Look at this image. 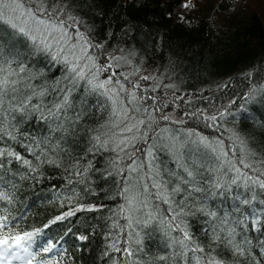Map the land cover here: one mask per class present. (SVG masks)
Segmentation results:
<instances>
[{
  "label": "trees",
  "instance_id": "16d2710c",
  "mask_svg": "<svg viewBox=\"0 0 264 264\" xmlns=\"http://www.w3.org/2000/svg\"><path fill=\"white\" fill-rule=\"evenodd\" d=\"M185 1L65 0L66 12L84 22L80 30L93 43L104 45L103 49L90 50L98 64L111 65L109 71L100 73L99 79L112 76L114 82L119 80L129 91L134 90L137 97L152 98L143 102L149 113H130L136 119H146L149 114L155 118L152 127L146 129L147 142L139 141L135 148L125 149L124 153L114 150V142L109 143L107 150L89 151L95 143L90 137L101 135L103 139L102 133L109 130L113 118L106 98L86 92L88 86L84 81L71 93L72 108L66 113L72 117L74 110L88 111L74 129L66 133L55 131L58 123H64L67 128L68 122L63 118L60 121L41 119V113L48 116V109L64 95L56 87L57 81L60 87L67 84L64 65L52 61L47 53L36 52L26 37L6 36L9 43L5 45V59L15 58L12 68L17 72L19 65L25 67L15 77L17 95L21 99L31 97V101L26 119L21 120L19 113L14 114L15 120L7 117L8 128L16 139L4 135L0 149L15 151L32 166L23 165L15 157H0V163L4 164L0 169L3 177L0 191L10 197V201L0 199V216L8 217V227L15 232H36L28 242L29 250L39 253L32 264H38L42 257L55 258L59 264H113L114 261L128 264L127 256L113 250L111 245L115 242L121 250L129 244L136 247L132 241L137 233L143 240L144 250L138 253L142 264H152L149 257L179 250L178 246L167 247L173 238H182L181 231L174 230V222L171 227L167 224L172 215L166 211L168 205L154 201L159 204L161 214L150 226L144 227V212L155 210L154 207L131 211L125 199L129 193L121 195L127 186L128 165L132 163L127 152H135L133 159L136 163L144 161L141 171L148 173L144 153L147 146L154 142L169 143V138L176 137V148L180 149L186 137L178 130L183 129L198 132L210 140H222L225 150L236 148V157L240 156V146L235 136H239L246 141L248 149L264 158V93L259 91L264 86V0H191L189 11L180 18L179 9ZM0 27L13 32L6 25L0 24ZM133 85L137 87L133 89ZM252 86L257 91L255 99L248 102L243 97ZM34 92L44 95H33ZM81 98L87 100V105ZM120 99L127 103V94L122 93ZM37 104L40 111H33L32 105ZM225 110L232 115L221 119L219 113ZM162 115L169 120L159 119ZM212 115L217 116L215 122L203 119ZM116 131L117 139L132 135ZM154 137L158 139L154 141ZM192 147L189 143L180 149L185 158ZM155 155L154 163L159 164L162 173L167 169L182 175L170 152L157 150ZM118 156L119 168L124 172H117L111 164ZM229 157H233L231 151ZM49 159L56 160L58 166L47 163ZM163 179L171 181L169 187L176 183L166 174ZM208 203L210 210L220 212L216 208L218 200ZM93 205L99 210L76 211ZM68 211H74L75 215L56 219ZM184 219L205 254L210 253L224 264H255L256 259L264 264V255L260 254L255 240L259 233L236 228V242L242 243L246 232L253 240L246 248L248 255L238 256L226 243L211 240L212 232L205 231L210 229L207 217L196 213ZM225 234L220 233L222 237ZM80 236L88 239L80 240ZM48 243L57 247L51 253L41 252ZM192 257L193 253L189 252L187 264H195ZM175 264H183V260L177 258Z\"/></svg>",
  "mask_w": 264,
  "mask_h": 264
},
{
  "label": "snow or ice",
  "instance_id": "6c2138e0",
  "mask_svg": "<svg viewBox=\"0 0 264 264\" xmlns=\"http://www.w3.org/2000/svg\"><path fill=\"white\" fill-rule=\"evenodd\" d=\"M190 6L191 0L182 5L184 8ZM67 8L68 5L65 0H0V24L13 30L12 33H8L6 28L0 27V140L3 139L4 135L12 140L16 139L8 128V116L15 120L16 116L14 114L19 113L21 120H24L29 115L28 105L31 97L25 96L21 99L17 95L19 91L17 88L18 81L15 79L18 73L25 71V67L22 64L19 65L17 72L16 69L12 68V64L16 63L15 58L5 59L4 56L5 45L9 43L6 36L19 34L30 41L36 52L47 53L52 61L63 64L65 68L64 80L67 81V84L63 87H60V81H57L56 84V87L64 95L59 103H55L52 108L48 109V116L41 113V119L52 118L60 121L63 118L68 122L69 127L67 128L64 123H58L55 131L66 133L70 128L74 129L75 125L88 115V111L85 108L74 110L72 117H68L66 113L68 109L72 108L70 103L71 93L80 81H84L88 86L86 92L96 93L98 96L106 98L110 107V115L113 118L109 130L102 133L103 139L101 135L90 137L95 143L92 148H89V151H92L93 148L97 151L101 148L107 150L109 143L114 142V150L124 153L125 149L135 148L139 141L146 143L148 138L146 129L152 127L155 118L149 114L146 119H136L130 113L141 111L149 113V108L144 107L143 102L152 98L137 97L134 90L129 91L119 80L114 82L112 76H107L103 80L99 79L100 73L109 71L111 65L98 64L96 57L90 53V50L94 48L103 49L104 45L93 43L87 33L80 30L84 22L68 14L66 12ZM18 21L20 22L18 23ZM11 50L9 48V52ZM144 79H148V77H144ZM136 87V85H133V89ZM256 91L255 86H252L243 99L248 102L253 101L255 99L254 92ZM259 91L264 93V86H261ZM122 93L127 94V103L125 100L120 99ZM33 95L43 96L44 93L34 92ZM81 102L87 105L85 98H81ZM32 110L40 111V105H32ZM226 115H232V113L227 110L219 113L221 119ZM159 119L169 120V117L162 115ZM203 119L215 122L217 116H205ZM174 123H182V121H174ZM208 126L215 125L209 124ZM12 128L15 129V125ZM117 129L120 133H131L132 135H125L117 139ZM178 131L183 132L186 137L184 144L180 145V149L189 143L193 146L189 150L187 158L184 157L180 149L176 148V137L169 138V143L154 142L152 145L147 146L144 153L149 168L148 173L141 171L145 166L144 161L136 163L133 159L135 152L125 153L132 163L128 165V174L125 176L127 186L121 195L129 193L125 196V199L130 206V210L143 211L149 209L150 205L153 206L155 210L144 212L146 218L143 219L142 224L144 227H148L161 214L159 204H154V201L166 204L168 205L166 211L172 214L171 218L167 220V224L171 227L174 222V230L178 229L182 233V238H173L167 245L170 249L173 246H178V251L173 250L168 254L149 257V260L152 264H156V262L175 264L176 259L179 258L183 260V264H187V254L192 252V259L195 264H224L223 260L212 257L210 253L205 254V249L195 242L193 235L188 230L184 217L195 216L196 213L208 218L210 229H205V231L210 230L212 232L211 240L226 243L234 255H248L246 248L253 244V240L248 237L247 232L242 237V243L236 242L237 227L259 233L260 235L255 238L256 246L260 254L264 255V158L248 149L246 141L239 136H235V141L240 146V156L236 157V148L225 150L222 140H210L193 130L184 131L179 129ZM157 139L154 137V141ZM157 150L170 152L176 160L177 169L182 172V175L177 174L176 171L169 172L167 169L162 173L159 164L154 163L157 159L155 155ZM229 151L233 153V157H229ZM5 155L15 157L16 160L30 168L32 166L29 160L15 151L0 149V157ZM119 159L118 156L117 160H113L111 164L117 169V172H124V169L119 168ZM37 160H39V157H37ZM47 163L57 164L58 166L56 160L49 159ZM3 168L4 164L0 163V169ZM133 173L136 174L134 177ZM165 174L176 181V183L171 184V187H169L171 181L163 179ZM2 182L3 177L0 175V183ZM177 196L180 197L179 200L176 199ZM0 199L10 201V197L3 191H0ZM217 200L219 203H216V208L220 212L209 208L208 202L213 201L215 203ZM256 205L260 207H256ZM185 209L188 210L185 211ZM98 210L94 205L76 209V211ZM73 215H75L74 211H68L56 219L63 220ZM233 216H235L234 219H232ZM131 219L129 217L130 221ZM212 221L217 222L212 223ZM137 223H141V221L138 220ZM159 223L164 224L165 220H159ZM224 226H228L227 229ZM129 227H131V223H129ZM39 231L37 230V232ZM220 233L226 234L222 237ZM35 235L36 232L20 233L13 231L8 227V217L6 215L0 216V264H11L12 259H23V264H32L39 253H29L28 242L32 241ZM129 235L131 236V233ZM166 235L170 236L171 233L166 232ZM79 239L87 240L88 237L80 236ZM132 243L136 247L129 244L128 247L121 250L116 247L115 242L111 247L116 252L122 251L128 258V264H142L138 253L144 250L143 240L138 233ZM56 247V244L48 243L40 251L51 253ZM21 250L27 255L24 257L16 255ZM196 253L204 255H196ZM107 254L106 252L105 255ZM38 264H59V261L55 258L44 259L42 257ZM113 264H116V262L114 261ZM255 264H260L259 259L255 260Z\"/></svg>",
  "mask_w": 264,
  "mask_h": 264
},
{
  "label": "rangeland",
  "instance_id": "374dc122",
  "mask_svg": "<svg viewBox=\"0 0 264 264\" xmlns=\"http://www.w3.org/2000/svg\"><path fill=\"white\" fill-rule=\"evenodd\" d=\"M185 3H188V0H186L183 4H185ZM183 4H182V5H183ZM188 9H189V8H184V7L181 6V8L179 9L178 16H179L180 18H182L184 15L187 14V12L189 11ZM28 252H29V253H32V252L29 250V247H28ZM16 255L21 256V257H24V256L27 255V254L24 253V252L21 250V251H18V252L16 253ZM11 264H23V259H20V260L12 259V260H11Z\"/></svg>",
  "mask_w": 264,
  "mask_h": 264
}]
</instances>
